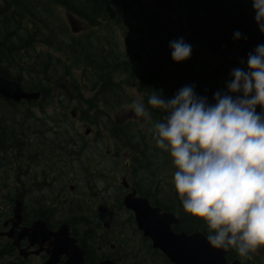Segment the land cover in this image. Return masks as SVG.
Listing matches in <instances>:
<instances>
[{"label":"trees","instance_id":"obj_1","mask_svg":"<svg viewBox=\"0 0 264 264\" xmlns=\"http://www.w3.org/2000/svg\"><path fill=\"white\" fill-rule=\"evenodd\" d=\"M176 2L179 17L171 23L180 25L179 31L175 26H166L160 20L163 14L142 0H0V74L17 80L25 90L42 95L38 102L22 103L0 96V126L5 127L6 134H0V144L5 149L9 147L7 142L15 144L18 151L24 146H30L31 151L49 146L47 140H37L34 132L57 129L49 126L50 121L57 122L56 113L50 108L58 98L52 95L55 83L60 87L57 92L60 90L61 101L73 96L85 106L80 107V119L93 125L100 136L105 126L117 133L139 131L131 125L115 126L110 118L111 109L134 101L143 102L152 117L141 135L151 132L152 123L165 115L147 105L153 91L169 99L182 86L195 85V92L212 103L213 93L224 90L230 70L246 67L247 54L256 45L264 44V34L254 22L251 0ZM127 15L137 25L124 31L123 17ZM66 18L77 19L88 30L74 34L65 23ZM116 28H122L124 40L114 36ZM234 31L242 34L240 40L232 39ZM179 37L191 44L192 52L189 59L176 63L171 59L168 42ZM200 49L212 55L215 62L204 61ZM242 60L244 64L240 63ZM131 90L139 101L130 94ZM36 104L48 122L47 126L43 121L38 129L28 126L37 120L31 110ZM23 105L26 109H22ZM61 115L63 177L68 179L67 174L74 170L86 175L92 160H85L84 156L100 153L103 139L95 140L97 145L86 143L71 118ZM148 143L144 145L145 153L155 154V144ZM158 152L162 155L164 151L159 148ZM156 160L160 162L161 158L154 156L153 161ZM88 221L85 218L81 225H89ZM201 229L206 230L207 225L186 213V230Z\"/></svg>","mask_w":264,"mask_h":264},{"label":"flooded vegetation","instance_id":"obj_2","mask_svg":"<svg viewBox=\"0 0 264 264\" xmlns=\"http://www.w3.org/2000/svg\"><path fill=\"white\" fill-rule=\"evenodd\" d=\"M127 105L132 104L111 109L110 118L115 126L135 125L123 122L122 109ZM56 111V130L34 132L43 142L48 141L49 146L44 147L45 150L36 148L31 151L30 146H24L22 151H18L13 146L15 144L7 142V149L0 144V168L7 167L13 182L12 186L8 183L7 207L0 209V264H66L71 260L67 244L72 240L82 251V264H101L104 261H110V264H173L137 227L135 212L125 203L130 196L146 199L150 206L159 207L162 213H173L178 220L171 226L175 233L190 235L200 231L207 236L208 228L192 232L186 230V212L172 183L176 169L168 153L161 149L164 152L160 155L156 145L155 154L145 153L144 145L148 142L155 144L152 131L141 135L143 129L139 128V131L117 133L105 126L103 137L96 133L94 139H103L99 150L104 148V152L96 153L86 178L74 170L67 174L68 179H64L58 124L62 111L61 108ZM129 115L141 120L139 123H148L136 117L132 109ZM4 128L0 126V134L6 136ZM154 156L160 157L161 161H153ZM68 182L77 184L80 196L65 193L72 194ZM16 207L20 208L21 221L15 227ZM90 214L95 218L99 216L103 222L93 223ZM85 218H89V225H81ZM107 219L110 222L105 221ZM37 221L45 224L38 223L39 234L34 235ZM21 250H25L23 255ZM224 250L226 264H264V247L247 257L239 256L232 248ZM79 253L75 252L77 261Z\"/></svg>","mask_w":264,"mask_h":264},{"label":"clouds","instance_id":"obj_3","mask_svg":"<svg viewBox=\"0 0 264 264\" xmlns=\"http://www.w3.org/2000/svg\"><path fill=\"white\" fill-rule=\"evenodd\" d=\"M251 8L264 34V0H251ZM241 38L233 32L234 41ZM168 48L173 62L191 56L183 37L170 40ZM228 76L212 103L195 85H185L169 99L153 91L147 105L165 114L152 123L153 139L176 169L172 183L183 210L207 225L213 248L247 257L264 247V44L247 54L246 67H234ZM131 109L152 121L143 102L134 101Z\"/></svg>","mask_w":264,"mask_h":264},{"label":"water","instance_id":"obj_4","mask_svg":"<svg viewBox=\"0 0 264 264\" xmlns=\"http://www.w3.org/2000/svg\"><path fill=\"white\" fill-rule=\"evenodd\" d=\"M78 22H71L73 32L78 31ZM0 96L6 100L19 103L21 101H37L42 97L38 91L25 90L21 83L14 79H9L0 75ZM260 110V107L257 106ZM91 128H87L85 133L89 134ZM128 209L135 212V222L137 227L143 232L144 236L152 240L154 248L159 249L173 264H226L224 249L213 248L206 240V235L200 231L192 234L175 233L171 226L178 223L175 215L171 212H161L159 207L150 206L144 198L130 196L125 200ZM19 206V203H17ZM17 211V213H16ZM19 211V213H18ZM21 221L20 208L15 209L14 226H18ZM44 221H37L34 224V235L39 234L37 224ZM63 227H67L64 225ZM68 253L71 260L66 264H82L83 254L76 245L75 240L67 244ZM79 251L77 261L75 252ZM25 250H21L23 255ZM110 261H104L101 264H110Z\"/></svg>","mask_w":264,"mask_h":264},{"label":"rangeland","instance_id":"obj_5","mask_svg":"<svg viewBox=\"0 0 264 264\" xmlns=\"http://www.w3.org/2000/svg\"><path fill=\"white\" fill-rule=\"evenodd\" d=\"M142 1L146 5L157 9L158 11H160L163 14V17L160 20L162 22L164 21L166 23L165 24L166 26H172V27L175 26L176 30L179 31L180 25H178V24L173 25L171 23V22H173V20H175L177 17H179V15H178L179 8H178V4H177L176 0H173V1H169V0H142ZM63 14L66 15L67 12L64 10ZM123 20L124 21H123L122 28L124 29V31H126L128 29H134L135 26L137 25V22L129 15L124 16ZM66 21L67 22H65V23L67 24L68 28L70 29V22L67 18H66ZM73 21H76V20H73ZM78 23H79V26L81 28H83L85 26V24H83L82 22H78ZM122 28L121 29L116 28L115 32H114V36L117 37L119 35V37H121V39L124 40ZM87 30H88V28H86V26H85L82 31H79V33L86 32ZM98 31H101V29L98 28ZM74 34H77V33H74ZM116 47H117V45H116ZM118 47H120V49L122 50V47L120 46V44ZM43 49L45 50L46 48H43ZM48 51H49V48H48ZM199 55L203 58L204 61H206L208 63L213 64L215 62L214 57L210 54H207L202 49L199 50ZM26 81L28 82V80H26ZM57 89H60V87H59V85L57 86L55 83L54 89L52 90V92L54 94L53 96L56 95L58 98L56 101H54V105L57 108H61L63 115L71 118V122H72L75 130L84 137L83 138L84 141L86 143L90 142L92 144L94 139H95V135L97 133L96 128L93 125H91L90 123L85 122V121L80 119V107L84 108L85 106L80 104L79 101L73 96H71V99H69L68 101H61V99L59 98L60 90L57 92ZM129 92L132 96L137 97L135 91L131 90ZM63 93H64V91H63ZM85 94L87 96L91 95L90 92H86ZM65 95H67L66 92H65ZM137 100L139 101L138 97H137ZM23 108L26 109L24 105L22 106V109ZM50 108L53 109L54 106L51 105ZM124 108L125 109H122V112H124L123 122L124 123L132 122L135 124L132 127L137 128V129H139V128L143 129L146 124L139 123L141 120L135 119L133 117V115H129V110L131 109V106L127 105ZM31 110H33V108H31ZM76 110H77V112H76ZM72 111L74 113L71 115ZM256 111L259 112L258 108L256 109ZM35 115H37V120L35 122L28 124V126H30L31 128H34V129H38V128H40V126L44 122H46L47 116L45 113H43L40 110H38ZM18 117H21V116L19 115ZM58 123H60V122H58ZM55 124H56V122L50 121L49 126L54 128ZM59 125L61 126V123ZM87 128H91V131L89 134H85V131ZM36 139L39 140V138H36ZM6 141H4L5 144H6ZM95 144L97 145V142ZM150 144H151V142H150ZM102 146H103V143H101L99 148H102ZM103 152H104V148L102 150H100V154H102ZM150 155H152V154H150ZM88 157L94 162L93 158L97 157V154L88 153L84 156V159L87 160ZM99 161L103 162L102 159H100ZM6 168H7L6 166H4L2 169L0 168V209H3L4 208L3 206L7 205L6 204V195L8 194V183H9V186H12L11 184H13V182H11V179H10V177L12 175L7 171ZM82 175H85V174H82ZM73 178H77V177H73ZM79 178L81 179L83 185L85 186V182L83 181L81 176ZM84 178H86V175L84 176ZM68 186L72 187V189H70L72 194L65 192L66 194L73 195V196H80L81 195V193L78 191V186L76 183H69L68 182ZM94 202L95 201H93V204H94ZM90 215L93 218V221H92L93 223L97 224V223H100V221H101V223L103 222V220L99 219V216L97 218H95L94 214H90ZM106 218H109V215H106ZM105 221L110 222V219H107Z\"/></svg>","mask_w":264,"mask_h":264}]
</instances>
